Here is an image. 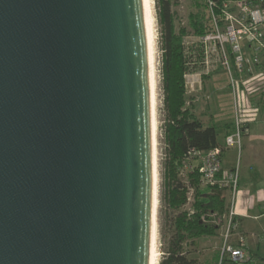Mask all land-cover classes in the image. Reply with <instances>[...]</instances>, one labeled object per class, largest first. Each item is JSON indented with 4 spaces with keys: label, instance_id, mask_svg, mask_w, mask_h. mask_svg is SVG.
Masks as SVG:
<instances>
[{
    "label": "water",
    "instance_id": "1",
    "mask_svg": "<svg viewBox=\"0 0 264 264\" xmlns=\"http://www.w3.org/2000/svg\"><path fill=\"white\" fill-rule=\"evenodd\" d=\"M152 223L144 0H0V264H150Z\"/></svg>",
    "mask_w": 264,
    "mask_h": 264
},
{
    "label": "built area",
    "instance_id": "2",
    "mask_svg": "<svg viewBox=\"0 0 264 264\" xmlns=\"http://www.w3.org/2000/svg\"><path fill=\"white\" fill-rule=\"evenodd\" d=\"M203 3L208 19L207 33L200 37L186 36L182 41L185 95L201 91L205 77L224 73L233 122V132L225 136L224 148L239 151L242 135L261 114L255 99L264 95V0H203ZM221 153L222 148L216 147L196 152L184 162L185 165L194 161L195 166H188L187 172L198 170L200 188L217 186L231 194L223 216L207 211L198 214V219L223 230L220 262L252 264L245 252V237L237 234L238 167L223 172ZM189 212L195 214L193 209ZM232 237H235L234 244Z\"/></svg>",
    "mask_w": 264,
    "mask_h": 264
},
{
    "label": "trees",
    "instance_id": "3",
    "mask_svg": "<svg viewBox=\"0 0 264 264\" xmlns=\"http://www.w3.org/2000/svg\"><path fill=\"white\" fill-rule=\"evenodd\" d=\"M158 20L163 28L161 34V77L163 102L166 119L163 126L164 159L162 162L163 191L168 207L175 210L173 226L174 236L160 264H196L185 256L183 246L200 238H211L217 235L219 226H208L198 219V214L216 212L219 217L227 211L224 197L227 189L217 186L208 188L209 194L200 191V174L195 169L186 176V184L179 178V171L185 160L196 152H204L219 147L217 140V122L210 114V105H205L207 122L199 119L194 113V104L185 95L183 76L186 71L182 41L187 29L191 35L200 37L207 33L208 19L203 0H193L187 15V27H174L170 13L171 0H156ZM205 77L204 79H209ZM260 111H264V95L257 100ZM219 128L225 136L233 132V122H223ZM220 177V176H219ZM193 191L196 200L193 202L194 215L181 210L187 203L189 190ZM220 260V253L201 264H213ZM226 261V260H224Z\"/></svg>",
    "mask_w": 264,
    "mask_h": 264
},
{
    "label": "rangeland",
    "instance_id": "4",
    "mask_svg": "<svg viewBox=\"0 0 264 264\" xmlns=\"http://www.w3.org/2000/svg\"><path fill=\"white\" fill-rule=\"evenodd\" d=\"M172 5L170 7V13L174 19V27L177 30L179 27H187V15L190 12L191 3L193 0H171ZM151 14L154 23V57H155V71H156V159H157V211H156V250L159 254L158 264L163 260L167 250L169 249L170 243L174 236V226L173 221L178 213L175 210H171L166 202L165 193L163 191V177H162V162L164 159V143H163V126L166 119V113L163 102V89H162V77H161V34L163 33V28L158 20V10L156 0H151ZM187 36L191 35V32L187 29ZM186 37V36H185ZM184 37V38H185ZM183 38V39H184ZM211 80L213 82H206L207 79H203L201 91L194 93L193 95L186 96L188 100H192L194 104L195 115L207 122V114L203 113L206 111L205 105L207 103L210 105V114H213L215 121L218 126H221L223 122L228 121L230 117V107L226 96V77L222 71L212 75ZM212 80V81H213ZM214 89L221 88V91L215 92ZM223 88V90H222ZM209 96H208V94ZM257 101V100H256ZM217 126V140L222 141V129ZM188 166H195L193 160L187 162L184 167L179 171V178L182 183L186 184V176L189 174L187 172ZM202 189V188H200ZM187 203L181 208V210L190 211L193 209V202L196 200L193 191H189L187 194ZM221 229V228H220ZM218 229V231L220 230ZM222 240L217 237L211 238H200L194 241L193 244H186L183 246L185 256L189 260H195L196 264H201L210 256L214 248L221 245ZM213 264H232V263H222L220 260L214 262Z\"/></svg>",
    "mask_w": 264,
    "mask_h": 264
},
{
    "label": "crops",
    "instance_id": "5",
    "mask_svg": "<svg viewBox=\"0 0 264 264\" xmlns=\"http://www.w3.org/2000/svg\"><path fill=\"white\" fill-rule=\"evenodd\" d=\"M212 80L209 78L206 82L209 83L211 81L215 83ZM211 86H213L215 92L221 91V88L215 90V86ZM225 89L230 107L226 85ZM260 112L261 114L257 122L251 124L242 135L239 151L236 148H224L225 131L223 129L222 141L218 142L219 147L222 148L221 166L223 172H229L236 168V166L238 167L237 190L239 194L236 197L238 213L236 216L238 222L237 234L245 237V252L252 264H264V111ZM229 120L232 122L231 116ZM200 191L205 195L209 194L208 189H200ZM230 196V191L227 190L224 194L227 209ZM222 232V229L217 231L215 237L222 240ZM234 241L235 237H232L231 242L233 244ZM221 245L214 248L215 250L212 251L207 259L218 255ZM222 263L229 262L223 261Z\"/></svg>",
    "mask_w": 264,
    "mask_h": 264
},
{
    "label": "bare ground",
    "instance_id": "6",
    "mask_svg": "<svg viewBox=\"0 0 264 264\" xmlns=\"http://www.w3.org/2000/svg\"><path fill=\"white\" fill-rule=\"evenodd\" d=\"M151 0H144V10L147 22V38L150 56V123L151 143L153 149V223L150 230V264H158V252L156 250V211H157V159H156V71L154 57V23L151 14Z\"/></svg>",
    "mask_w": 264,
    "mask_h": 264
}]
</instances>
